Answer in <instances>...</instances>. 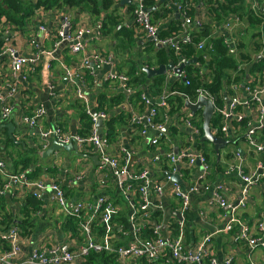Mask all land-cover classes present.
Masks as SVG:
<instances>
[{
    "label": "built area",
    "instance_id": "obj_1",
    "mask_svg": "<svg viewBox=\"0 0 264 264\" xmlns=\"http://www.w3.org/2000/svg\"><path fill=\"white\" fill-rule=\"evenodd\" d=\"M112 1L117 4L122 0ZM126 1L129 3H125L122 25L134 32L140 49L147 44L155 52L171 49L178 56L188 46L197 52L205 51L208 38L196 42V34L207 26L212 36L225 40L232 53L236 54L241 44L233 39V31L241 28L246 17L231 13L223 22L215 20L209 12L208 0H166L164 6H159L162 0ZM241 5H250L254 12L264 15L261 0H237L233 7ZM156 11L159 16L154 14ZM176 16L179 17L177 32L161 37L165 19L170 17L173 21ZM56 19L48 25L36 19L35 14L28 26L27 40L33 49L30 55L13 45L10 33L16 29L9 27L4 31L0 26L4 41L0 52V123H9L19 106V94L22 96L30 89L31 81L45 73L52 90L58 81L69 85L76 101L91 118L89 132L71 134L59 123L42 128L41 122L47 113L39 104L20 115L17 127H28L30 135L42 141L41 155L54 140L62 144L76 143L85 157L72 154L84 162L71 172L57 170L54 174L44 173L41 179H30L13 171L11 165L0 158V202L7 196L42 200L44 194L49 195L50 203L63 217L58 228L63 229L68 218H75L78 219L76 231L66 232L64 241L55 242L51 235L35 238L33 234L25 236L18 226L6 227L0 230V264H82L91 254L102 253L113 256L116 264H218L212 256L214 235H206L193 245L187 238L193 197L209 193L197 211L199 218L206 219L223 211L228 218V228L238 229L237 240L243 244L249 264H256L255 251L264 250V219L251 227L241 220L239 212L249 204L253 190L264 185V69L251 75L248 73L250 63L240 65L238 71L245 70L246 77L241 83L224 89L221 106L217 104L218 98L201 88L197 90V101L184 96L181 111L171 115L168 98L176 93L167 91L169 84L179 80L190 85L185 68L180 74L175 72L190 61L180 57L164 75L165 85L160 95L154 97L146 88L140 95L138 110L130 101L112 108L117 109L118 116L127 112L128 121L125 136L110 141L103 128H98V123L102 120L104 125L116 117L110 115L111 109L96 110L100 93L96 95L95 90L109 84L112 90L124 92L129 99L134 93L131 77L112 68L109 54L90 49L91 44L103 36L102 22L74 28L70 15L62 18L57 14ZM77 56L80 58L68 65L67 60ZM253 56L263 62L264 46ZM191 65H195L204 81L208 71L198 60ZM143 67V71L159 68L149 64ZM201 97L212 100L216 108L214 118L218 123L212 128L213 134L231 141L232 145L237 144L243 134L248 150L256 157L255 163L250 164L240 151L230 154L235 164L227 166L224 174H236L242 184L235 203L230 202L222 184L214 185V163L207 157L211 152L208 143L202 142L203 123L200 124L198 116L202 111L192 115L185 106L186 101L197 104ZM1 148L0 137V152ZM92 157L97 158L98 165ZM79 185L92 194L73 201L68 191H74ZM177 213L181 219L176 217ZM26 247H30L28 253H25ZM230 263L231 260L226 261Z\"/></svg>",
    "mask_w": 264,
    "mask_h": 264
},
{
    "label": "trees",
    "instance_id": "obj_2",
    "mask_svg": "<svg viewBox=\"0 0 264 264\" xmlns=\"http://www.w3.org/2000/svg\"><path fill=\"white\" fill-rule=\"evenodd\" d=\"M235 2H237V0H224V3H222V0H208V4H210L209 12L215 20H220V22H223V19L229 14L238 13L240 16L246 17L249 24L260 27V32L252 36L254 41H252L248 47L241 43L238 45L236 54L232 53L231 48L225 43V40L223 38L212 36L211 29L207 26L196 34V42L208 38L205 51L197 52L195 48L188 46L183 48V51L179 56L171 49H160L155 52L158 66L169 65L171 63L176 64L180 57H184L190 61L193 59L198 60L199 63L203 65L204 69L208 71L205 80L202 81L201 76L199 75V70L196 69L195 65H189L185 67V72L187 76L186 80L190 82V85H186L185 82L179 80L171 81V90L176 93L175 96L168 98L171 115L181 111L184 106V96L188 97L191 101H197V90L201 88H204L211 96L218 98L217 104L218 106H221L223 104L222 93L224 89L232 84L241 83L243 78L246 77L245 70L242 71V73L238 71L240 65L249 66L250 63L249 67L251 68L248 73L251 75L259 73L264 69V61H257L258 59H254L252 53L248 51L250 48L252 52L259 53L264 46V44L257 39L262 36L264 37V15L257 14L250 7L245 11L243 5L240 7H233ZM149 5H152V2H150ZM64 6L85 11L90 14L95 21L101 19V21H103L104 33L107 35H113L114 39L119 40L121 51L133 48L136 45L134 32L120 26L121 23L119 17L116 15V10L113 9L115 4L112 0H2L0 1V26L3 27L4 31L10 27L16 29V31H19L20 33L26 34L29 30L28 26L33 21L38 9L44 8L49 10L52 8H62ZM154 14L159 16L158 11ZM177 25L178 21L174 19L169 27L161 32V37L165 38L176 33L178 30ZM3 44V35L1 33L0 52ZM205 55H207V59H204ZM253 61L257 62L252 64ZM127 74L131 77L130 85L132 88H137V93L129 97L131 102L140 99L143 89L146 88L150 90L151 95L154 97L162 93L165 85L164 75L156 76L148 80L147 73L145 71L140 72L137 69V64H134ZM148 81H150V83H147ZM104 90L105 85L97 98V111H109L113 107L122 104L127 98V96L122 93L116 95ZM27 92L28 91L23 92L22 95H25ZM18 105L22 107L24 106L19 102ZM76 107L79 111L80 121L82 123L80 134L84 135L89 132L92 121L86 114L84 106H81L78 101ZM200 113H198V116L200 118V124L202 125L203 118ZM127 121L128 115H126L125 112H122L121 115L112 118L106 123L105 134L110 141H114L120 136V130L126 126ZM217 123V119L214 118L211 122V127H216ZM0 137L5 138L4 142H2V152L5 155L4 157H6L5 161L11 165L13 171L23 173L30 179H41L44 173L52 174L53 172H57L54 168L43 169L41 165L38 164L42 160L41 149L43 144L38 137L29 135V138L31 137L30 139L33 140V147L28 144L25 139L27 135L25 134L22 135L23 140H17L16 133L15 139H12L9 137L7 130H2L0 131ZM18 137H20V134ZM207 157L214 163L215 170H219V163L213 158L216 157L215 151L213 150V153L211 152V155H208ZM71 192L72 191H68V194L73 200L74 195H71ZM33 200L37 199L28 197L27 201L32 203ZM3 203H5V199L0 202V230L15 225L23 231L25 236L32 235L34 225L30 221V215L34 212V209L32 211L26 209L27 221H23L21 224H14L12 215L5 208ZM28 206L29 204H27V207ZM39 207L36 206L35 209L38 210ZM77 222L78 219L68 218L64 225V230L76 231ZM82 264H116V262L113 256L102 253L91 254L88 260Z\"/></svg>",
    "mask_w": 264,
    "mask_h": 264
},
{
    "label": "crops",
    "instance_id": "obj_3",
    "mask_svg": "<svg viewBox=\"0 0 264 264\" xmlns=\"http://www.w3.org/2000/svg\"><path fill=\"white\" fill-rule=\"evenodd\" d=\"M261 1L264 2V0ZM164 3L165 2H161L159 6H164ZM113 9L116 10V15L119 17V21L121 23L120 26H123L122 21L123 19H125L126 15L125 3H117L115 4ZM57 14H60L62 18L66 14L70 15L74 28L84 25H98L101 22L103 23L101 19L98 21L93 20L91 15L85 11H80L77 8H70L68 6H64L62 8H53L50 10H45L44 8L39 9L36 11V19H39V21H41L42 23L50 25L53 21L57 20ZM175 20L178 21L179 24V17L176 16ZM171 22L172 18H166L163 23L162 29H167ZM245 23L246 21L243 20V22L241 23V28H239V26L235 29V31H233L234 40H238V38L243 39L245 37V35L243 36L244 32L239 33L240 30L244 29ZM28 35L29 33L24 34L16 30H13L10 33L13 45L19 51L23 52L26 55H30L33 53V49L28 44ZM119 44V40L114 39L113 35H107L103 32V36L99 40H95L94 43L91 44L90 49H98L102 53L109 54L112 57V68L116 69V71L118 72L127 74L129 70L126 68V66L130 61H134L132 62V65L137 64V69L140 72H143V66L147 63H142L141 58L142 54L144 53V50L140 49L139 46H141V44H136L133 48H128L125 51L120 50ZM248 51H250L252 55L255 54L251 51L250 48ZM79 58L80 57L78 56L69 58L67 60L68 65L73 64V62L78 60ZM108 69L109 68H107V70ZM43 77L36 76L31 81V85H29L30 89L28 90V92L22 96H20L19 94L17 100L24 106L22 107L19 105L18 108L14 110L11 119L9 120V122H13L15 119V133L17 134L16 139L23 140L22 135L25 134L27 135L25 139L27 140L28 144L32 147L33 140L30 139L31 137L29 138L31 129H29L28 127H19L20 125H18L17 127V123L19 124L21 117L20 115L24 112L27 113L26 109L27 111L28 108H30L31 111L33 110L34 104L42 105L46 110L47 114L45 115L44 120L41 122L42 128L52 127L55 124L59 123L61 126L64 127L67 132L71 134H78L82 130L80 114L76 107L77 101L69 85L58 81L57 87L55 88V90H52L49 87L50 81L48 80V77L45 73ZM147 83H150V81H148ZM103 87L97 88L95 90L98 92L96 95L102 92ZM105 90L111 92V94H120L119 92L112 90L109 84H105ZM169 90H171V84H169L167 88V91ZM133 91V94L137 93V88ZM122 94L127 96L124 92H122ZM129 99L127 97L124 102H129ZM138 103L139 99L134 100L131 104L136 106V109L138 110ZM81 106L83 105L81 104ZM109 113L113 117L118 116L117 109H111ZM102 128L103 131H105L106 124H104ZM120 132V135L125 136L126 129H124L123 127ZM19 134L20 137H18ZM243 139L244 138L242 134L240 138L236 141L237 144L231 145V147L229 146L228 148L223 149L221 151L220 161H217L219 163L220 169H216L212 175V179L215 181L214 185L222 184L225 188L226 196L232 203H235L237 201L238 192L241 189L242 185L240 179L237 177L236 174H233L231 176H227L224 174V171L227 166L235 164V161L231 157L232 152H235L237 150L240 151L244 160H246L250 164L255 163L256 161V157L248 150L247 145ZM2 148L0 152V158L5 160L6 157H4L5 155L2 152ZM210 152L211 151L209 150V153ZM74 155L75 154L69 155V157L72 158ZM62 157V151H60L58 155H53L47 160H44L42 158V160L38 164L41 165L43 169L54 168L58 170V172L64 170L71 172L77 170L76 166L80 167L83 163L80 158H78L79 160L76 161H70L69 159L64 160ZM215 158L217 159V157ZM54 173L55 172H53L52 174ZM211 188H213V186H211ZM91 194L92 193H89L87 190L84 189L83 185H79L76 189H74V191L71 192V195H74L73 201H76L79 197L88 198ZM209 196L210 193L207 196L201 195L193 197L192 210L188 217L187 238L189 244L193 245L195 243L200 242L206 235H214L212 239V256L217 259L218 264H226L227 260H231L230 264H249L246 251H244L243 244L239 243L237 240L238 229L235 226H230L228 228V218L224 217L225 213L223 211H217L211 217H208L206 219L199 218L197 211L200 208L201 204L204 203ZM27 200L28 198L25 196H21L17 199H11L8 196L6 197L5 203H3V205L12 215L14 224H21L23 221H27L26 219L28 218L26 217V209H29L31 211L34 209V212L30 215V221L34 225L32 236L37 238L42 237L44 235H51L53 236V240L55 242L64 241L67 235L66 232L68 231L64 230V228H58V223L63 220V217L59 214L55 205L50 203L49 195L44 194L42 200H33L32 203L28 202ZM27 204H29L28 207ZM36 206H40L38 210L35 209ZM239 216L241 220L248 223L251 227H255L256 223L259 220L264 219V185L253 190L252 198L249 204L244 210H241L239 212ZM25 251V253H28L30 251V247H26ZM253 259L256 264H264V250L255 251Z\"/></svg>",
    "mask_w": 264,
    "mask_h": 264
},
{
    "label": "water",
    "instance_id": "obj_4",
    "mask_svg": "<svg viewBox=\"0 0 264 264\" xmlns=\"http://www.w3.org/2000/svg\"><path fill=\"white\" fill-rule=\"evenodd\" d=\"M165 1L166 0H162V2H165ZM121 2L122 3H129L126 0H122ZM196 61H197L196 59H193L191 61L186 62L181 67L176 69L175 72L177 74H180L186 66L194 64V63H196ZM173 66H174L173 64H170L169 66L160 65L159 68L156 70H145V72L147 73L148 78L152 79L156 76L165 75L167 70L173 69ZM185 106H186V108L191 110L192 115H195L196 113L202 111L203 132H204L202 142L212 145V147L215 151V154L217 156V161L219 162L220 158H221V151L223 149L228 148L233 143L231 141H226V140H224V139L213 134L211 122H212V120L215 116V112H216V108H215L214 103L212 102V100H210L206 97H201L199 99V101L197 102V104L193 105L189 101H186ZM14 121H15V119H14ZM14 121L9 122V123H4V124L0 123V131L7 130L9 137L12 139H15V132H16V123ZM102 126H103V121L100 120L98 123V128L100 129V128H102ZM61 150L66 151L69 155L74 152L80 157H85V155L81 154L78 151V146L76 143L62 144V143H59L57 140H54L52 145L49 147V149H47L43 153L42 158L48 159L49 157L55 155L56 153H58ZM92 159L96 165L99 164L96 157H92ZM176 181L180 182L177 178H176ZM176 217L181 219L180 213H177Z\"/></svg>",
    "mask_w": 264,
    "mask_h": 264
},
{
    "label": "rangeland",
    "instance_id": "obj_5",
    "mask_svg": "<svg viewBox=\"0 0 264 264\" xmlns=\"http://www.w3.org/2000/svg\"><path fill=\"white\" fill-rule=\"evenodd\" d=\"M176 1H180V0H176ZM249 6H247V5L245 6V11L249 9ZM238 7H240V6H238ZM242 32H244L243 36L245 35V37L243 39H239L238 38V42L239 43H243L244 42L243 44H245L248 47L251 44V41L253 40L252 36L254 34L260 32V27L249 24L248 20H247L246 23L244 24V29L239 31V33H242ZM257 39H258L259 42H261V40H263L262 37L257 38ZM143 50H144V53L142 54V58H141L142 59V63L145 62V63L149 64L151 67L158 66L155 51L152 48H149V45H147V44H146V46H145V48ZM132 62H134V61H130L128 63V65L126 66V68L129 71H130L131 67L133 66ZM1 138H2V142H4L5 138L4 137H1ZM206 145L208 146V149L213 153V150L211 149L212 145H210V144H206ZM62 155H63L62 158L64 160H67V159H69L70 161L79 160L78 159L79 157L76 154L72 158H70L68 153H66L65 151H62ZM44 160H47V159H44ZM82 162H84V161L82 160Z\"/></svg>",
    "mask_w": 264,
    "mask_h": 264
}]
</instances>
